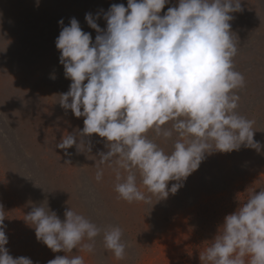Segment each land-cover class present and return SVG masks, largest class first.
Segmentation results:
<instances>
[{
    "label": "clouds",
    "instance_id": "9594fccd",
    "mask_svg": "<svg viewBox=\"0 0 264 264\" xmlns=\"http://www.w3.org/2000/svg\"><path fill=\"white\" fill-rule=\"evenodd\" d=\"M169 3L127 0V6L86 13L94 40L77 19L67 26L61 19L55 39L64 77L71 81L58 103L83 117V127L67 131L55 147L70 156L73 147L91 152L93 134L103 138L107 151L96 154V180L103 177L101 165L114 166L118 198L143 202L149 211L174 195L207 156L264 147L254 140V121L237 111L245 78L234 67L239 42L231 22L243 11L242 0H178L161 15ZM101 18L104 28L97 23ZM174 136L171 151L156 142ZM256 189L224 217L199 254L202 264H264V188ZM4 213L0 205V264H34L9 254ZM63 215L62 220L47 201L24 215L38 242L66 253L47 264H84L82 256L67 253L94 252L97 237L116 259L125 257L119 226H99L70 208Z\"/></svg>",
    "mask_w": 264,
    "mask_h": 264
},
{
    "label": "rangeland",
    "instance_id": "374dc122",
    "mask_svg": "<svg viewBox=\"0 0 264 264\" xmlns=\"http://www.w3.org/2000/svg\"><path fill=\"white\" fill-rule=\"evenodd\" d=\"M177 3L170 0L161 15ZM111 4L127 6V0H39L38 6L37 0H0V205L6 216L5 247L13 258L27 257L34 264L66 255L38 242L24 221L33 206L47 201L62 220L70 208L99 226L122 229L123 259H116L97 237L94 252L67 253L82 256L84 264H202L199 254L224 217L250 190L264 188V147L260 152L242 147L207 156L174 195L150 211L143 202L118 198L114 166L101 165L103 177L96 180V154L107 151L103 138L93 134L91 152L73 147L70 156L55 147L67 131L83 127V117L75 118L58 103V95L71 83L55 47L58 21L63 19L67 26L70 18L77 19L94 40L96 32L86 24L85 14L107 11ZM242 8L231 22L239 42L234 67L245 78L244 87L237 90V111L254 121V140L264 145V0H242ZM97 23L106 26L102 18ZM148 135L155 137L152 131ZM174 139L156 142L171 151ZM138 186L144 190L139 181Z\"/></svg>",
    "mask_w": 264,
    "mask_h": 264
}]
</instances>
